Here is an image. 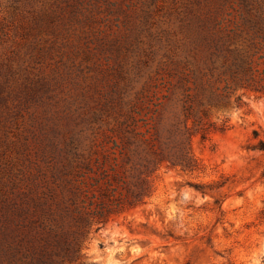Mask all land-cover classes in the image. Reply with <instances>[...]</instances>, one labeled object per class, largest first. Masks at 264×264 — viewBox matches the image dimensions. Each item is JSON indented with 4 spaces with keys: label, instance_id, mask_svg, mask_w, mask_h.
I'll return each instance as SVG.
<instances>
[{
    "label": "rangeland",
    "instance_id": "obj_1",
    "mask_svg": "<svg viewBox=\"0 0 264 264\" xmlns=\"http://www.w3.org/2000/svg\"><path fill=\"white\" fill-rule=\"evenodd\" d=\"M187 93L209 125L190 139L199 169L161 164L143 204L113 209L117 121L136 108L163 137ZM259 141L264 0H0V255L11 264H264ZM87 163L99 182L81 197L110 205L101 219L68 201Z\"/></svg>",
    "mask_w": 264,
    "mask_h": 264
},
{
    "label": "trees",
    "instance_id": "obj_2",
    "mask_svg": "<svg viewBox=\"0 0 264 264\" xmlns=\"http://www.w3.org/2000/svg\"><path fill=\"white\" fill-rule=\"evenodd\" d=\"M185 90L188 91L189 88ZM184 98L181 117L176 119L163 137H160L156 131L152 116L136 118L138 113L136 108L123 114L122 119L117 121L113 128V185L110 181H105L110 194L113 195V209L125 204L132 206L143 204L145 198L152 194L150 175L161 164L189 172L199 169V163L191 152L190 139L195 132L199 131L205 136L209 125L202 117L196 115L194 96L187 93ZM160 104L162 101H159L156 106ZM157 110L155 109L154 112ZM259 149L264 150V141H259ZM83 168L84 170L81 169L74 175L73 186L70 187V191L75 196L80 195V198L78 201L74 198L68 201L73 206V213L80 215L82 210L88 209L87 214L101 219L111 209L110 205L99 203L93 207L92 202L86 204L81 195L88 196L99 181L88 182V173L92 172V167L87 163L85 166L83 164ZM79 192L81 193L78 194ZM52 236L56 238L58 235L53 231ZM55 241L60 249L72 248L73 252L77 251L74 249L75 245L71 243L62 247L57 239ZM54 254L58 255L57 251ZM6 260H8L7 263H5ZM11 261V256L0 255V264H11ZM44 263V260H38L32 264Z\"/></svg>",
    "mask_w": 264,
    "mask_h": 264
}]
</instances>
